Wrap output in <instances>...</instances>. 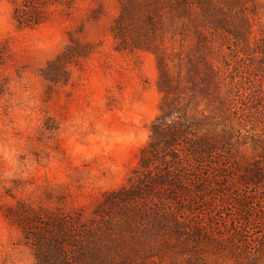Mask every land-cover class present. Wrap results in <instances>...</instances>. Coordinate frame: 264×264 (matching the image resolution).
<instances>
[{
  "label": "rangeland",
  "instance_id": "obj_1",
  "mask_svg": "<svg viewBox=\"0 0 264 264\" xmlns=\"http://www.w3.org/2000/svg\"><path fill=\"white\" fill-rule=\"evenodd\" d=\"M24 1L0 0V264H32L33 236L65 217L101 221L124 242L122 264H264V238L259 248L250 242L264 232V222L256 214L238 219L229 197L193 214L207 234H173L142 221L129 206L110 205L98 216L104 196L136 166L159 111L155 57L121 47L114 31L119 0H44L34 14L41 20L26 26L14 17ZM239 2L255 3L253 15L264 24V0ZM206 16L196 14L199 29ZM179 29L177 21H161L163 35ZM69 44L78 54L54 82L42 71ZM192 46L185 41L181 56ZM197 109L209 112L203 103ZM240 191L231 187L232 195ZM234 222L241 223L242 246L232 237ZM217 231L227 236L220 239Z\"/></svg>",
  "mask_w": 264,
  "mask_h": 264
},
{
  "label": "trees",
  "instance_id": "obj_2",
  "mask_svg": "<svg viewBox=\"0 0 264 264\" xmlns=\"http://www.w3.org/2000/svg\"><path fill=\"white\" fill-rule=\"evenodd\" d=\"M119 1L114 31L122 48L154 55L161 97L136 166L119 189L104 196L98 216L103 218L110 205L129 206L142 221L173 234H207L204 224L194 223L193 214L229 197L238 219L251 220L256 214L264 222V24L253 15L255 3ZM44 2L25 0L14 10L17 23L39 22L34 14ZM198 11L207 15L203 29L198 28ZM164 19L179 22L180 29L163 35ZM138 20L141 25L133 30ZM189 40L193 46L181 56ZM76 54L74 46L67 45L46 64L44 76L60 80ZM200 103L209 112L198 110ZM249 122L253 126H247ZM231 187L242 191L232 195ZM75 220L49 221L41 236H33L32 264H122L120 238L103 230L101 221ZM231 225L234 242L242 246L241 223ZM216 235L221 239L227 233ZM253 236L250 242L255 240L259 248L264 232ZM258 254L259 249L254 259Z\"/></svg>",
  "mask_w": 264,
  "mask_h": 264
}]
</instances>
